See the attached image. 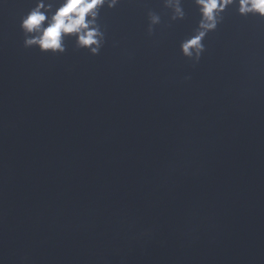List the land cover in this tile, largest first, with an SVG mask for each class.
Wrapping results in <instances>:
<instances>
[{"label":"water","instance_id":"obj_1","mask_svg":"<svg viewBox=\"0 0 264 264\" xmlns=\"http://www.w3.org/2000/svg\"><path fill=\"white\" fill-rule=\"evenodd\" d=\"M34 3L0 0V264H264V19L230 6L195 62L194 0H121L52 55Z\"/></svg>","mask_w":264,"mask_h":264},{"label":"clouds","instance_id":"obj_2","mask_svg":"<svg viewBox=\"0 0 264 264\" xmlns=\"http://www.w3.org/2000/svg\"><path fill=\"white\" fill-rule=\"evenodd\" d=\"M121 0H35L34 6L21 16L19 27L24 34L23 46L37 48L42 53L64 54L66 41L72 40L77 49L95 56L106 42L105 31L98 22L101 9L115 8ZM199 21L191 35L180 43L181 54L199 62L205 51L208 33L216 30L223 20V13L235 5L241 16L254 15L264 19V0H194ZM171 12L170 20L185 18L182 0H163ZM148 34L161 23L154 11L147 13Z\"/></svg>","mask_w":264,"mask_h":264}]
</instances>
